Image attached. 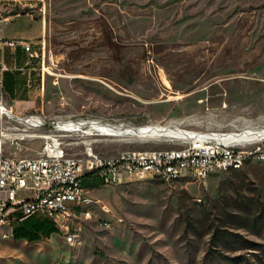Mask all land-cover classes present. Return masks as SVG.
<instances>
[{
	"label": "rangeland",
	"instance_id": "obj_1",
	"mask_svg": "<svg viewBox=\"0 0 264 264\" xmlns=\"http://www.w3.org/2000/svg\"><path fill=\"white\" fill-rule=\"evenodd\" d=\"M61 2L86 6L93 22L51 39L46 62L55 83L44 115L264 129V0ZM17 125L0 115L1 131L17 133ZM18 132L29 136L13 155L35 157L42 139L31 135L41 130ZM174 146L111 135L94 142V151L114 156ZM3 153L12 154L7 141ZM240 165L202 180L166 184L147 173L84 187L92 201L85 205L90 217L79 218L80 233L72 226L77 235L70 239L62 229L32 242L0 236V264H264V160ZM10 230L2 227L0 235Z\"/></svg>",
	"mask_w": 264,
	"mask_h": 264
},
{
	"label": "built area",
	"instance_id": "obj_2",
	"mask_svg": "<svg viewBox=\"0 0 264 264\" xmlns=\"http://www.w3.org/2000/svg\"><path fill=\"white\" fill-rule=\"evenodd\" d=\"M21 44L28 51L29 45L18 40H7L0 36V48ZM2 68L0 67V115L8 113L18 124L8 134L0 130V223L11 221L9 214L18 211L13 221L28 216H41L72 233V226L82 228V221L90 217L85 205L92 199L84 193L81 176L94 171L103 185L121 184L128 179L146 178V173L157 172L159 179L172 184L175 173L191 172L192 179H205L213 170L238 169L237 158L264 160V134L256 135L253 128L235 131L214 129H189L175 121L148 122L136 129L153 127V131H164L156 139L174 147L147 150H123L114 156H102L94 151V142L105 134V127H118L105 119L92 115L48 116L37 112L15 114L1 97ZM129 126V125H127ZM19 127V128H18ZM41 130L31 137L42 139L35 157H17L3 153L5 141L14 150L18 141L26 134L18 131ZM263 130V129H260ZM236 134L237 136H231ZM28 137V136H27ZM119 137L131 136L121 135ZM148 140L149 138H142ZM80 146V153L69 154L67 146ZM8 200H20V207L7 209ZM83 203V210L71 211V203ZM104 211L108 208L103 206ZM74 212H83V220H75Z\"/></svg>",
	"mask_w": 264,
	"mask_h": 264
},
{
	"label": "crops",
	"instance_id": "obj_3",
	"mask_svg": "<svg viewBox=\"0 0 264 264\" xmlns=\"http://www.w3.org/2000/svg\"><path fill=\"white\" fill-rule=\"evenodd\" d=\"M86 11L84 5L64 4L61 0H0V36L29 45L28 51L18 43L0 48L1 97L12 112L45 114L51 101L47 92L55 83L46 62L49 59L48 45L51 39L56 41L66 37L68 28L71 33L73 28L77 31L82 27L83 22L92 24L93 17H88ZM105 21L109 23L108 19ZM101 24L103 28V20ZM258 80L264 83V77ZM15 150L11 148L12 154L6 155L14 156ZM19 202L12 200L8 209L20 207ZM18 216L16 210L9 214L12 224L15 222L13 218ZM6 224L11 228V221ZM56 230L55 233H61V228Z\"/></svg>",
	"mask_w": 264,
	"mask_h": 264
},
{
	"label": "trees",
	"instance_id": "obj_4",
	"mask_svg": "<svg viewBox=\"0 0 264 264\" xmlns=\"http://www.w3.org/2000/svg\"><path fill=\"white\" fill-rule=\"evenodd\" d=\"M158 180V179H157ZM83 187L94 188L102 184L94 171H86L81 176ZM57 230L53 223L46 218L28 216L16 220L11 227V236L26 242L37 241L39 238H47Z\"/></svg>",
	"mask_w": 264,
	"mask_h": 264
},
{
	"label": "bare ground",
	"instance_id": "obj_5",
	"mask_svg": "<svg viewBox=\"0 0 264 264\" xmlns=\"http://www.w3.org/2000/svg\"><path fill=\"white\" fill-rule=\"evenodd\" d=\"M5 116H10L8 113H4ZM102 131L104 133L107 134H111V135H116V136H121V135H126V136H131L133 138H137V139H142V138H156L158 137V135L164 134L167 135V132L164 131H153V127H144L141 129H136L133 128L131 126H125V125H119L117 128L116 127H105L104 129H102ZM255 134L256 135H261L264 134V129L263 130H255ZM29 136V135H26ZM231 136H237L236 134L231 135ZM242 159L245 158H237V165L241 164ZM147 174V173H146ZM151 176H155L157 178H159V173L157 172H150L148 173ZM186 177H190L192 178V173L191 172H182V173H175V179H180V178H186ZM199 180V179H197ZM12 200H8L7 201V209L9 208V203ZM89 204V203H88ZM18 205L20 206V202L18 203ZM87 205V204H86ZM83 207V203L81 202H74L71 203V211H80L81 208ZM88 213V212H85ZM83 215V212H74V219L75 220H79L80 216ZM2 227H7L6 221H2L0 223V229H2ZM11 235V231H1V237L2 238H7L8 236Z\"/></svg>",
	"mask_w": 264,
	"mask_h": 264
}]
</instances>
